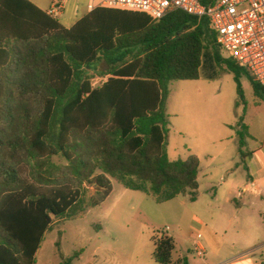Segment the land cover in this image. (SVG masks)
<instances>
[{"label": "trees", "instance_id": "trees-1", "mask_svg": "<svg viewBox=\"0 0 264 264\" xmlns=\"http://www.w3.org/2000/svg\"><path fill=\"white\" fill-rule=\"evenodd\" d=\"M210 49L241 101L243 76L264 100L249 72L223 58L207 18L101 8L68 29L30 0H0V264H37L54 220L100 206L112 179L159 204L197 201L200 161L169 159L166 105L172 82L199 80ZM102 62L109 78L93 88ZM152 243L156 264H186L173 261V237L155 233Z\"/></svg>", "mask_w": 264, "mask_h": 264}, {"label": "rangeland", "instance_id": "rangeland-1", "mask_svg": "<svg viewBox=\"0 0 264 264\" xmlns=\"http://www.w3.org/2000/svg\"><path fill=\"white\" fill-rule=\"evenodd\" d=\"M50 2L37 3L45 11ZM85 11L82 7L81 12ZM225 66L216 63L210 49L203 55L199 80L172 82L169 87L167 154L171 161L188 160L190 156L199 159L198 200L193 203L182 196L159 204L112 179L114 190L100 206L72 220H54L45 236L39 264H61L62 255L73 259V264H155V233L175 239L174 260L183 255L198 256L196 240L203 247L222 240L235 241L245 247L244 251L264 243V202L253 201L249 195L238 206L226 201L238 187L233 185L235 179L245 178L248 162L239 154L240 125L244 124L247 103L240 100L235 75ZM106 68L105 62L100 63L94 68L98 70L96 76ZM241 82L250 108L254 103L252 86L245 76ZM252 128L260 133L262 122L252 120ZM54 162L65 164L59 157ZM94 193L90 188L88 198ZM110 248L116 258L108 255ZM204 250L201 259L210 254Z\"/></svg>", "mask_w": 264, "mask_h": 264}, {"label": "built area", "instance_id": "built-area-1", "mask_svg": "<svg viewBox=\"0 0 264 264\" xmlns=\"http://www.w3.org/2000/svg\"><path fill=\"white\" fill-rule=\"evenodd\" d=\"M204 0H90L88 12L113 9L141 12L154 20H161L175 11L199 19L207 18L217 34V44L228 59L234 60L264 88V0H218L208 6ZM71 0H52L48 16L61 23L65 21ZM109 76H97L92 87L103 85ZM100 85V86H101ZM202 238L199 234L197 239ZM199 257L204 247L194 242Z\"/></svg>", "mask_w": 264, "mask_h": 264}, {"label": "crops", "instance_id": "crops-1", "mask_svg": "<svg viewBox=\"0 0 264 264\" xmlns=\"http://www.w3.org/2000/svg\"><path fill=\"white\" fill-rule=\"evenodd\" d=\"M30 1L40 7V5L37 3L38 0ZM89 2L90 0H71L70 9L67 12L65 21L62 23L63 26L69 29L74 26L77 22H79L85 15H87L89 13L87 9V5L89 4ZM82 7L86 8V11L84 13L81 12ZM241 83L243 89L245 90L244 83ZM249 83L251 84L250 81ZM253 95L254 103L253 105H251L250 108L248 100L246 102V98L243 102L247 103V108L244 112L245 115L243 122L244 125L248 128L247 135H245L244 140V157H242L240 153L239 146V154L241 158L248 162L245 168L246 175L243 180L235 179L233 185L238 184V187L235 188V191L229 193V196L226 200L227 203H234L237 206L240 205V201H242L245 195H249L253 201L260 200L264 202V100L255 94L254 89ZM252 120L262 122V130L260 133H255L253 131ZM217 192L218 190H216L215 194H217ZM235 192H237V195L235 194ZM43 245L44 243L42 244L36 256L37 264H39V255L43 250ZM204 247L208 253L210 252L208 257H206L205 259H201L203 257L198 256L193 257L191 255H183L176 260L173 259V261L176 262L181 259L184 260L186 264H264V243L259 247L250 249L248 251H244L245 247L240 246L237 242L228 240L214 242L212 245L208 244ZM107 252L108 255L112 256L113 258H116L113 249L110 248L107 250Z\"/></svg>", "mask_w": 264, "mask_h": 264}]
</instances>
